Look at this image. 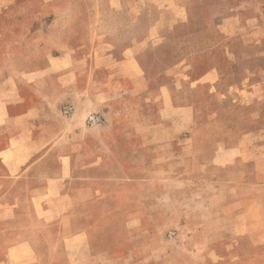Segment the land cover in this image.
Masks as SVG:
<instances>
[{
  "label": "rangeland",
  "instance_id": "obj_1",
  "mask_svg": "<svg viewBox=\"0 0 264 264\" xmlns=\"http://www.w3.org/2000/svg\"><path fill=\"white\" fill-rule=\"evenodd\" d=\"M9 75L76 159L0 192V264H264V0H0Z\"/></svg>",
  "mask_w": 264,
  "mask_h": 264
},
{
  "label": "crops",
  "instance_id": "obj_2",
  "mask_svg": "<svg viewBox=\"0 0 264 264\" xmlns=\"http://www.w3.org/2000/svg\"><path fill=\"white\" fill-rule=\"evenodd\" d=\"M130 62L132 61L122 60L117 63V66L124 68L127 76V71H129V76L132 74L131 76L133 77L134 70L133 67H131L133 66V62ZM74 76L75 75H73V77ZM73 77L70 79H73ZM120 77L122 78L123 76L120 75ZM26 80V78L9 75L8 77L2 78L1 82L3 83H0V169L2 170H0V192L6 190L9 180L20 177L21 173L23 175L35 165V169L39 171V176H43V174H45L44 172H47L49 169H52V172H55L57 168L59 169V173L55 175V177H47V184L39 186L43 188L40 189L37 187L35 189L37 192L45 190L54 192V188L59 186L60 183L63 182L62 180L65 179L63 177L67 175L71 161H75L76 159L72 149V145L75 144V141H72L74 138H68V142L60 147L57 153L47 150V147L52 144L51 141H53L52 137L49 136V131L51 129L50 125L53 121H45L42 107H38V105L30 107L26 105L27 98L20 96L22 92L25 94L27 90H30V92L42 91L43 89L39 83L42 78H40V76H35L31 84H28ZM20 81L21 84H18ZM73 85L74 80H70L69 87ZM14 91L19 95L14 104H12L11 101L1 102L3 101L1 99V94H12ZM71 91L78 94L80 89L77 86ZM84 114L85 111H81L78 116L79 119L83 117ZM57 121L56 125L60 130H63L66 126L69 130L74 129L78 125L69 121L64 122L65 120L61 119ZM19 123H25L26 128H13V126H18ZM10 124L12 125V129L5 127ZM45 125L47 129L44 133L42 129ZM59 138L57 143L61 142L63 139L61 136Z\"/></svg>",
  "mask_w": 264,
  "mask_h": 264
},
{
  "label": "built area",
  "instance_id": "obj_3",
  "mask_svg": "<svg viewBox=\"0 0 264 264\" xmlns=\"http://www.w3.org/2000/svg\"><path fill=\"white\" fill-rule=\"evenodd\" d=\"M92 119H93V120H96V119H98V118H97V117H92Z\"/></svg>",
  "mask_w": 264,
  "mask_h": 264
}]
</instances>
